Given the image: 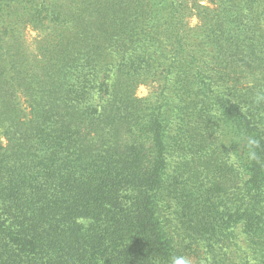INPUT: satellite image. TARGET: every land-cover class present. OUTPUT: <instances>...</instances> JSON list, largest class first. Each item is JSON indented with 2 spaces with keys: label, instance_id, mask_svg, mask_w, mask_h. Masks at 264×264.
<instances>
[{
  "label": "trees",
  "instance_id": "16d2710c",
  "mask_svg": "<svg viewBox=\"0 0 264 264\" xmlns=\"http://www.w3.org/2000/svg\"><path fill=\"white\" fill-rule=\"evenodd\" d=\"M181 261L264 264V0H0V264Z\"/></svg>",
  "mask_w": 264,
  "mask_h": 264
},
{
  "label": "rangeland",
  "instance_id": "374dc122",
  "mask_svg": "<svg viewBox=\"0 0 264 264\" xmlns=\"http://www.w3.org/2000/svg\"><path fill=\"white\" fill-rule=\"evenodd\" d=\"M191 25H196L197 24V19L193 18L190 21ZM154 92V88L152 85H143L140 86V88L138 89V96L141 98H148L152 95V93Z\"/></svg>",
  "mask_w": 264,
  "mask_h": 264
},
{
  "label": "clouds",
  "instance_id": "9594fccd",
  "mask_svg": "<svg viewBox=\"0 0 264 264\" xmlns=\"http://www.w3.org/2000/svg\"><path fill=\"white\" fill-rule=\"evenodd\" d=\"M179 264H183V262L181 261V262H179Z\"/></svg>",
  "mask_w": 264,
  "mask_h": 264
}]
</instances>
